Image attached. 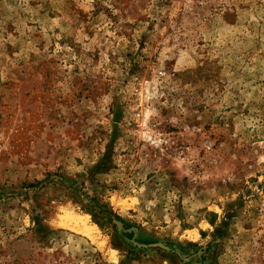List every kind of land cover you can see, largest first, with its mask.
Wrapping results in <instances>:
<instances>
[{
    "label": "rangeland",
    "instance_id": "374dc122",
    "mask_svg": "<svg viewBox=\"0 0 264 264\" xmlns=\"http://www.w3.org/2000/svg\"><path fill=\"white\" fill-rule=\"evenodd\" d=\"M0 264H264V0H0Z\"/></svg>",
    "mask_w": 264,
    "mask_h": 264
},
{
    "label": "bare ground",
    "instance_id": "6f19581e",
    "mask_svg": "<svg viewBox=\"0 0 264 264\" xmlns=\"http://www.w3.org/2000/svg\"><path fill=\"white\" fill-rule=\"evenodd\" d=\"M63 226L73 230L74 232L81 233L85 235L87 238L92 239L93 241H96L97 239V236L95 234L96 229L93 226H88L86 219L84 218L76 217V219H73L72 221L68 223H63ZM99 245L102 246L103 243H100Z\"/></svg>",
    "mask_w": 264,
    "mask_h": 264
},
{
    "label": "trees",
    "instance_id": "16d2710c",
    "mask_svg": "<svg viewBox=\"0 0 264 264\" xmlns=\"http://www.w3.org/2000/svg\"><path fill=\"white\" fill-rule=\"evenodd\" d=\"M94 205H91L89 203L83 205V209L89 211L91 215L93 216V218H99L105 221H109L110 216L115 215V214H111V212H109V210H107V208L103 205H98V204H96L97 206H94ZM113 217H116V216H113Z\"/></svg>",
    "mask_w": 264,
    "mask_h": 264
}]
</instances>
